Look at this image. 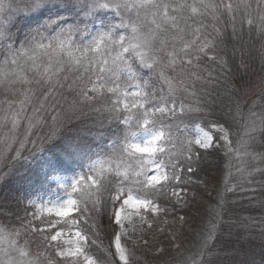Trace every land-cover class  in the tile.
<instances>
[{"label":"snow or ice","instance_id":"6c2138e0","mask_svg":"<svg viewBox=\"0 0 264 264\" xmlns=\"http://www.w3.org/2000/svg\"><path fill=\"white\" fill-rule=\"evenodd\" d=\"M241 3L251 9L247 0ZM256 5L260 23L255 27L264 34V0H256ZM239 7L224 0H0V87L13 96L12 100L0 102V131L11 125L0 138V161L6 152L14 154L9 159L19 161L51 151L52 146L59 153L48 161L53 171L76 162L81 167L69 184L60 185L65 199L54 203L29 200L32 211L25 208L23 217L10 209L0 213L17 216L21 224L20 228L0 224V264H98L99 258L93 259L88 249L99 245L97 239H89V233L99 238L98 229L105 227L101 217L107 218L105 230H111V235L100 264H132L134 253L122 244V237L128 236L125 221L139 216L148 223L141 209L164 211L159 203L134 193H142L146 187L156 189L158 185L162 189V182L171 179L179 181L175 171L179 166L177 156L186 154L185 159L191 161L196 146L207 152L222 141L228 153L239 154L243 148L249 154L247 148L257 134L264 136V113L258 115L252 110L258 101H252L242 124L244 136L237 142L240 147L234 148L230 139L232 124L243 116L242 101L250 91L247 81L239 87L232 85L228 103L218 109L221 115L210 122L215 133L203 132L195 140L181 139L176 135L179 126L165 122L177 117L176 102L171 101L169 107V100L156 88L157 82H163L168 95L187 92L185 74L193 80L191 87L195 81L207 82L201 73L208 72V77L212 73L206 67L192 71L200 69L205 57L212 63L219 62L221 67L227 66V60H218L215 55V37L209 38V26L203 19L210 16L218 23L221 16H229L235 36ZM21 13L33 17V22L23 29L17 19ZM247 23L253 26L251 18ZM212 30L220 34L215 24ZM73 69L78 73L79 82H73L77 99L64 109L56 93L64 87L61 80L67 79L61 74ZM105 92L110 94V103L103 110L109 113V123L117 122L106 146L109 151L94 149L88 139L103 133L73 126V120L79 119L76 112L87 115L78 105L100 112L91 105ZM50 99L54 114L49 122L41 113L47 111L44 105ZM260 99L264 101V89ZM211 107L207 101L195 105L181 101L179 113L195 119ZM21 121H26V126L22 135H17ZM253 155L264 158V152ZM187 171H193L190 163ZM207 212L211 218L197 232L195 251L186 264H223L211 259L220 251L214 234L224 224L223 197L208 204ZM53 216L55 219H47ZM66 227L78 229L72 238L64 239ZM33 236L39 237L36 246L44 252L33 254ZM244 264H264V244L259 261L253 256Z\"/></svg>","mask_w":264,"mask_h":264},{"label":"trees","instance_id":"16d2710c","mask_svg":"<svg viewBox=\"0 0 264 264\" xmlns=\"http://www.w3.org/2000/svg\"><path fill=\"white\" fill-rule=\"evenodd\" d=\"M216 2L219 3V0ZM229 2L234 7L240 4L235 16V36H233V22L229 16H221L218 23L210 16L203 19V23L209 26L207 29L211 33L209 38L215 37V55L218 60H227V66L221 67L219 62L212 63L205 57L200 61V69L192 68V71H200L206 67L212 73L211 77H208V72L201 73L208 78L207 82L205 80L195 81V86L191 87L193 80L185 74L183 78L189 84L187 92L178 91L175 96L168 95L167 85H164L163 82H157L156 88L158 94L165 95L169 100V107L172 106L171 101L176 102L177 117L175 119L167 118L165 122L178 125L179 130L182 131L188 126L198 123L209 128L210 122L221 115L218 109L228 103V93L233 90L232 85L239 87L242 81H247L250 87L251 80L255 78L256 89L253 92L249 91L242 101L243 116L238 117L237 122L232 124L230 139L234 148H239L237 142L244 136L242 124L245 122V117L248 116L253 100L258 103L252 110L258 115L264 113V101L260 99L262 89H264V34L259 33L255 27L260 23L256 11V0H247L251 3V9H246L241 0H224V3ZM249 18L253 20L251 28L247 23ZM17 19L20 21L21 29L33 22V17L29 14L21 13ZM213 24L220 29L219 35L213 32ZM12 30L15 31V27ZM82 71L83 69L80 70V72ZM177 71L179 72V69ZM169 75L174 74L170 72ZM61 76H66L67 79L61 80L64 87L57 89L56 99L60 101L64 109H68L77 99V93L74 90L76 85L73 82H79L78 73L73 69L65 71ZM69 85L72 87L70 88ZM17 87L20 86L17 85ZM160 89L163 91L160 92ZM241 91L243 92V90ZM192 92L195 95H191ZM109 96L110 94L105 92L98 96L97 101L91 105L93 108H100V112L92 111L87 105H78L87 115L76 112L79 119L73 120L74 127H85L91 129L93 133H103L102 136L88 137L93 148L97 150L109 151L106 146L110 143V138L117 128V122L109 123V113L103 110L104 105L110 103ZM5 99L12 100L13 96L11 93H5L0 87V102ZM181 101L185 105H195L198 101L203 104L207 101L212 107L204 113L197 114L198 118L189 119L182 117L179 113ZM51 104L52 100L50 99L44 105L47 111L41 113L49 122L51 115L54 114L49 106ZM2 107L6 108L7 104H2ZM31 113L32 109L29 107L28 114ZM251 118L256 119V117ZM25 126L26 121H21L17 135H22ZM176 135L181 139L185 138ZM49 147L51 151L36 153L28 156L26 160L16 161L7 158L5 161H0V213L4 209H10L19 211V216L23 217L25 208L32 211L27 203L30 196L44 191L48 186L45 183L47 176L59 173L66 177H72L81 171L79 162L58 166L53 171L48 167V161L53 158L54 153L56 156H59V153L54 147ZM176 151L178 152V150ZM239 152L241 163L244 164L243 169H240L243 174L241 180L232 178L229 174V153L223 146V142L218 141L215 147L207 152L195 147L191 161L185 159L186 154L177 156L179 166L175 171L180 176L179 181L171 179L169 182H162L164 183L162 189L158 185L156 189L146 187L142 193H134L159 203L164 211L157 214L147 213L146 219L151 227H144L143 237L139 243L124 242L125 246L134 253L132 264H186L188 257L195 251L197 232L202 230L211 218V213L207 212L208 204H215L219 196H222L224 201V219L237 220L238 215H244L247 219L241 220L245 221L244 226L240 224L241 221L235 227L224 224L221 226V231L214 234L217 237V247L220 251L211 259L223 262V264H244L254 256L259 261L261 245L264 244V158L253 154L264 152V136L257 134L256 140L251 142L247 148L249 154L246 155L243 148H240ZM40 158H43V163H39ZM189 163L192 166V172L187 171ZM40 164L43 165L45 180L38 184L36 179L39 173L36 169H39ZM169 171L171 173V170ZM181 217L184 219L181 220ZM101 221L105 227L98 229L99 238L89 233V239H97L99 245V247L91 245L88 249L93 259L99 258L98 264L105 258L104 250L110 246L109 236L111 235V230H105L108 223L107 218L101 217ZM0 224L9 228H20L21 226L20 220L15 215L0 214ZM32 239L35 241L31 244L33 254L42 252V249H38L36 246L39 237L33 236ZM112 239L114 240V237ZM217 240L213 242L216 243ZM111 247L114 252V244Z\"/></svg>","mask_w":264,"mask_h":264},{"label":"rangeland","instance_id":"374dc122","mask_svg":"<svg viewBox=\"0 0 264 264\" xmlns=\"http://www.w3.org/2000/svg\"><path fill=\"white\" fill-rule=\"evenodd\" d=\"M256 85H257V81L256 79H252L250 82V91L253 92L256 89ZM130 91L135 90L134 88H130ZM197 125L199 127H197ZM11 129V125L7 126L6 128L3 129V131H0V138L3 137V134L5 132H9ZM202 130V131H201ZM203 132H211V133H215V129L211 128V126L209 128H205L203 126H201V124H196L195 126H189L185 133H183L182 131H178L176 134L184 136L185 138L188 139H192L195 140L196 138L202 136ZM21 135V134H20ZM233 143V142H232ZM196 148H199V146H196ZM228 153V152H227ZM240 153V152H239ZM14 155L12 153H5V159L3 161H5L9 156ZM43 158L39 159V163H43ZM229 174H231L232 178H236V179H242L243 178V174L241 173V170L243 169L244 164L241 163V156L240 154H237L235 152L233 153H229ZM46 168L44 167V170ZM241 169V170H240ZM37 172L39 173L38 177H37V183H43L45 178H44V172H43V165L40 164L39 169H36ZM80 171L77 172V174ZM236 175V176H235ZM33 177V176H31ZM72 177H65L62 174H51L49 176H47V180H46V185H48L44 191H41L40 193H36L33 196H30L29 200L35 201L36 203H45V202H50V203H54V202H58L60 200H63L66 198V193L64 191L63 188L60 187L61 184H69L71 182ZM35 178V177H33ZM142 198V197H141ZM28 200V201H29ZM28 203V202H27ZM141 215L146 216L147 213H149L150 211H145L144 209H141ZM151 213V212H150ZM152 214H157V213H152ZM237 217H239L237 220H234L232 218L229 219H224V225H231L232 227L238 226L239 222L241 220H245L247 219L246 216H242V215H238ZM47 219H55V217H48ZM241 225H245V221H241L240 222ZM145 226H149V222L148 223H143L139 216H133L131 222L125 221V228L128 229V236L127 237H122V244H124V242L126 241H130L132 243H139V241L142 239L143 237V229ZM77 229L74 227H66L65 228V236L64 239H69L72 238L71 234L74 233ZM128 237H130L131 239L129 240ZM42 252H44V250L42 249ZM41 258H43V256H41Z\"/></svg>","mask_w":264,"mask_h":264}]
</instances>
